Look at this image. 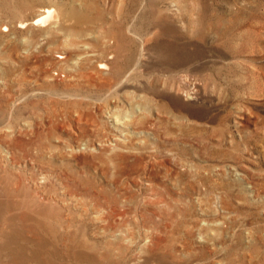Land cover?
<instances>
[{
	"label": "rangeland",
	"instance_id": "obj_1",
	"mask_svg": "<svg viewBox=\"0 0 264 264\" xmlns=\"http://www.w3.org/2000/svg\"><path fill=\"white\" fill-rule=\"evenodd\" d=\"M0 187V264H264V0H0Z\"/></svg>",
	"mask_w": 264,
	"mask_h": 264
},
{
	"label": "bare ground",
	"instance_id": "obj_2",
	"mask_svg": "<svg viewBox=\"0 0 264 264\" xmlns=\"http://www.w3.org/2000/svg\"><path fill=\"white\" fill-rule=\"evenodd\" d=\"M173 1V0H172ZM52 12V10L51 9H48L47 8V10H45V12L41 15V16H39L37 19H36V21L38 22V21H43L44 22V19H46L47 17H49L50 15L53 17L55 14H56V11L55 12H53L54 13V15H52L53 13H51ZM56 17V16H55ZM54 18V17H53ZM49 19H50V17H49ZM52 19V18H51ZM50 19V20H51ZM49 21V20H48ZM42 23V22H41ZM122 37V36H121ZM120 38V37H119ZM1 188V187H0ZM2 191V190H1ZM10 209V208H9ZM12 216V215H11ZM3 220V219H2ZM46 228V227H45ZM11 230V229H10ZM1 238V237H0ZM4 238V237H3ZM5 240V239H4Z\"/></svg>",
	"mask_w": 264,
	"mask_h": 264
}]
</instances>
